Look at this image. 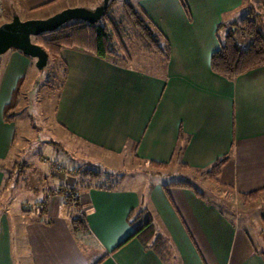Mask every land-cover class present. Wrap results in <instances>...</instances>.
Wrapping results in <instances>:
<instances>
[{
    "label": "crops",
    "instance_id": "obj_1",
    "mask_svg": "<svg viewBox=\"0 0 264 264\" xmlns=\"http://www.w3.org/2000/svg\"><path fill=\"white\" fill-rule=\"evenodd\" d=\"M60 1L2 0V18L7 21H0V26L20 17L21 10L29 12ZM184 1L189 14L179 0L137 1L171 46L170 62L163 61L159 74L63 50L67 78L60 89L57 125L96 150L168 164L183 172L208 170L229 156L219 189L237 197L258 192L263 196L264 67L234 81L210 68L211 56L220 47L217 29L242 20L233 17L245 11L243 2ZM228 16L233 19L225 20ZM35 63L14 50L0 57V264H94L104 256L108 257L101 264H264V207L259 218L262 228L256 231L258 224L253 221L250 231L240 215L221 212L190 190L172 188L166 194L165 183L150 182L144 190L81 192L84 234L71 228L77 210L64 201H51V224L30 215L28 207L11 213L7 164L19 115L15 122L6 123L3 113ZM24 167L25 163L19 167L20 175ZM28 175L29 183L21 188L31 190ZM45 175L44 185H54ZM67 180L65 176L60 183ZM144 210L166 241L167 255L144 248L134 238L130 215Z\"/></svg>",
    "mask_w": 264,
    "mask_h": 264
},
{
    "label": "rangeland",
    "instance_id": "obj_2",
    "mask_svg": "<svg viewBox=\"0 0 264 264\" xmlns=\"http://www.w3.org/2000/svg\"><path fill=\"white\" fill-rule=\"evenodd\" d=\"M103 2L104 0H61L56 4L51 3L29 12L21 10L20 19L22 21L43 20L72 8L94 10L97 6L102 5ZM260 2L261 0H252L254 6L258 5V3L260 4ZM131 3L137 6V0H132ZM18 6L19 4L16 2V7L18 8ZM111 9L121 12V4L113 3ZM248 15V12L242 11L233 18H239L240 20ZM233 18L228 16L225 20L230 21ZM0 21H7V19L2 18ZM227 23L225 30L229 28V23ZM225 30H222L219 38L223 39L226 36ZM238 41L243 46L240 43L239 37ZM247 41L250 42L248 39ZM132 56L133 62L131 66L133 68L145 70L151 74L162 72L160 66H162L163 59L150 56L136 48L132 49ZM55 72L51 75L56 74V79L52 78L51 75L49 79L43 78L40 71L34 67L23 86L22 98L17 110L19 121L17 123L16 141L12 150L11 160L7 164V169L11 171V178L7 180L8 189H6V194L7 202L11 205L9 206L11 213H19L22 206L34 211L37 204L44 200H50V202L48 201L49 204H52L51 201H54V203L64 201V196L57 191L59 186L64 185L69 188L79 187L81 182L85 180L87 172L109 173L119 174L124 177L123 182H117L114 185V188L122 190H144L146 184L150 182L189 181L205 192L207 198L222 210L225 212L229 211L231 216L232 212L237 216L240 215V218L244 222V228L250 229L249 224H252L253 221L258 224L256 226L257 230L255 229L256 231L262 228L259 218L264 207V195H259L255 200L247 202L230 191L219 189L215 181L203 177L201 172H183L181 169L170 167H168L167 171H160L138 160L136 157L111 155L72 138L56 122V112L59 106L60 86L63 82V76L61 74L62 70ZM13 162L17 165L13 166ZM23 163H25V169L24 173L20 175L19 167H22ZM57 165H61L65 171L63 169L57 171ZM45 173L48 175L49 182L54 181V185H44ZM185 173L190 174V177ZM27 174L32 177L33 189L31 190L21 188L29 183ZM65 176L68 177V180L61 184L60 182ZM82 184L84 186L87 185L88 180H85ZM143 184L145 185L143 186ZM54 190H56V193L51 194ZM80 190L82 191V189ZM81 191L75 194L71 193V197L78 201ZM67 192L69 193L70 190H67ZM3 195L6 197L5 193ZM142 218L143 220L148 218L146 213L142 215ZM156 234L162 235L161 233H157V230ZM254 235H252V240L254 244H258ZM262 245L264 247V242H262Z\"/></svg>",
    "mask_w": 264,
    "mask_h": 264
},
{
    "label": "trees",
    "instance_id": "obj_3",
    "mask_svg": "<svg viewBox=\"0 0 264 264\" xmlns=\"http://www.w3.org/2000/svg\"><path fill=\"white\" fill-rule=\"evenodd\" d=\"M131 1L112 0L104 18L95 25L73 21L61 26L54 32L32 38V42L45 50L49 56L48 68L41 74V77L49 79L51 74L56 73L55 71L62 70L63 82L60 89L63 87L67 78V67L61 60V53L65 49L89 54L120 67H131L133 48L145 52L150 56L159 57L164 62L169 63L171 46L168 39L138 3L137 6H134ZM179 2L186 13L189 14L185 1L179 0ZM242 2L244 10L249 15L242 18L239 22L230 24L226 30V25L222 24L218 27L217 33L225 30L226 36L223 39L218 38L220 39V47L212 54L210 61L211 71L229 81H234L240 76L264 67V0H261L260 4L258 3L256 6L252 4V0H242ZM113 3L121 4L122 13L111 9ZM238 37L243 46L239 44ZM57 65L58 67H56ZM51 76L56 79V74ZM22 87L23 80L19 82L10 103L4 109L3 119L6 123H13L16 120ZM229 160V156L224 157L214 163L208 170L199 172L202 173L203 177L220 184L219 179L222 170ZM147 164L160 171H167L169 167L168 164L157 162H148ZM62 169L65 171L63 167ZM52 177L54 178L53 175ZM85 177V180H88V184L85 186L82 184L85 182L84 180L79 187L76 186L77 188L60 185L57 189L64 196L65 203L77 210L76 215L71 220V228L73 231L83 234L87 232L85 217L82 215V210L80 211L79 200H74L71 197V193H78L81 191L80 189H82L81 192L90 189L114 192L117 191L114 185L117 182H122L124 179L119 174L92 172H87ZM162 188L166 194H169V190L172 188L190 190L198 199L206 203H212L207 198L205 192L189 181H171L163 184ZM67 190H70V192L68 193ZM53 193H56V190L51 192V194ZM73 194L72 196H74ZM259 195L260 192L242 195L241 197L244 201L248 202L249 200H255ZM48 201L50 202V200ZM48 201L39 202L36 209L30 212V215L34 214L38 220L51 224V221L48 219L50 210ZM219 209L221 212H225L220 207ZM145 213L146 211L144 210L130 215V217L132 216V221L130 219L129 223L136 228L134 238L138 239L144 248H151L160 255L162 253L167 255L166 241L161 235L156 234L155 228L149 219L143 220L142 215ZM139 225L141 226L137 228ZM107 257H102L94 264H101Z\"/></svg>",
    "mask_w": 264,
    "mask_h": 264
},
{
    "label": "water",
    "instance_id": "obj_4",
    "mask_svg": "<svg viewBox=\"0 0 264 264\" xmlns=\"http://www.w3.org/2000/svg\"><path fill=\"white\" fill-rule=\"evenodd\" d=\"M112 0H104L103 4L94 10L86 8L66 9L59 14L43 20L22 21L19 16H14L10 22L0 26V57L14 50L36 61V68L41 74L49 64V56L45 50L32 42V38L45 33H51L61 26L81 21L90 25L100 22Z\"/></svg>",
    "mask_w": 264,
    "mask_h": 264
},
{
    "label": "built area",
    "instance_id": "obj_5",
    "mask_svg": "<svg viewBox=\"0 0 264 264\" xmlns=\"http://www.w3.org/2000/svg\"><path fill=\"white\" fill-rule=\"evenodd\" d=\"M4 8H3V4H2V0H0V17H2L3 15H4ZM56 170L57 171H60V170H62V167H61V165H57L56 166Z\"/></svg>",
    "mask_w": 264,
    "mask_h": 264
}]
</instances>
